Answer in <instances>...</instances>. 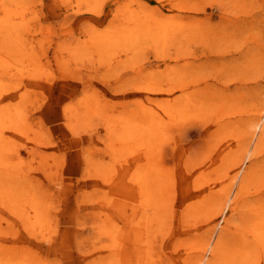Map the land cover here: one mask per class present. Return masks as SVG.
<instances>
[{
    "label": "rangeland",
    "instance_id": "obj_1",
    "mask_svg": "<svg viewBox=\"0 0 264 264\" xmlns=\"http://www.w3.org/2000/svg\"><path fill=\"white\" fill-rule=\"evenodd\" d=\"M0 264H264V0H0Z\"/></svg>",
    "mask_w": 264,
    "mask_h": 264
}]
</instances>
